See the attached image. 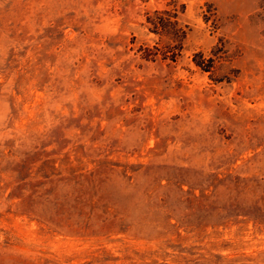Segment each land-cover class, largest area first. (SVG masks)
<instances>
[{
  "label": "rangeland",
  "instance_id": "374dc122",
  "mask_svg": "<svg viewBox=\"0 0 264 264\" xmlns=\"http://www.w3.org/2000/svg\"><path fill=\"white\" fill-rule=\"evenodd\" d=\"M0 264H264V0H0Z\"/></svg>",
  "mask_w": 264,
  "mask_h": 264
}]
</instances>
